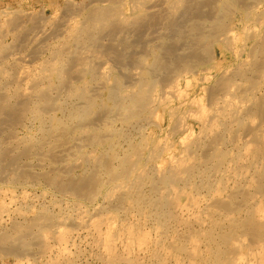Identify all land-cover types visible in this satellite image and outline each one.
I'll list each match as a JSON object with an SVG mask.
<instances>
[{
	"label": "bare ground",
	"instance_id": "1",
	"mask_svg": "<svg viewBox=\"0 0 264 264\" xmlns=\"http://www.w3.org/2000/svg\"><path fill=\"white\" fill-rule=\"evenodd\" d=\"M83 2L65 11L82 21L59 45L28 48L38 25L20 14L7 23L14 45L0 42V190L49 187L76 209L67 223L47 204L1 229L0 257L75 264L69 225L94 230L107 264H142L135 251L168 264L170 247L201 264H264V0ZM19 46L32 54L10 61ZM39 52L36 69L22 67ZM121 214L156 221L174 241L163 251L161 231L153 240L133 224L114 233L108 219Z\"/></svg>",
	"mask_w": 264,
	"mask_h": 264
},
{
	"label": "rangeland",
	"instance_id": "2",
	"mask_svg": "<svg viewBox=\"0 0 264 264\" xmlns=\"http://www.w3.org/2000/svg\"><path fill=\"white\" fill-rule=\"evenodd\" d=\"M66 0H0V23L2 24H0V42H1V44H3V45H6V46H10V45H12L13 43H14V35H13V33H11L10 31H9V29H8V27H7V23L9 22V20L11 19V18H13L14 16H15V14H20V16H22L23 15V18L26 20H28L29 18L30 19H34V20H36V23H37V25H38V27H37V29H36V31L34 32V34L32 33V35H29V39L31 40V42H30V46H28L27 45V47L28 48H35V47H37L38 45H40V46H42V42H43V40L44 41H46V43L47 44H52V45H55V44H60V42L62 43L63 42V40H65V41H67V39H68V35H66L65 34V29H66V27L69 25V24H78V23H80L81 21H82V19H81V17L80 16H75L74 18H72L71 19V22H70V20H68L67 21V19H64V14H65V11H67V8L69 7V8H71L72 10H73V12H74V9L76 10V8L77 7H79L80 5H81V3H84L83 1L84 0H69L71 3H69V1L67 0L66 2H65ZM133 1L134 0H125V4L127 5L126 7H129L132 3H133ZM64 2V3H63ZM68 2V3H67ZM73 2H75L76 4L75 5H72L73 4ZM129 2H131V3H129ZM80 3V4H79ZM66 4V5H65ZM62 8H60L59 6ZM68 5V6H67ZM73 7H72V6ZM67 6V7H66ZM59 7V8H58ZM264 8V7H263ZM70 9V10H71ZM43 12V13H42ZM23 13V14H22ZM35 13V14H34ZM37 13V14H36ZM39 13V14H38ZM71 12H69V14H70ZM26 14H28V15H26ZM26 15V16H25ZM39 15V16H38ZM51 17H50V16ZM34 16V17H33ZM38 16V17H37ZM32 17V18H31ZM44 17H46V18H43ZM4 18H6V19H4ZM10 18V19H9ZM41 18V19H40ZM52 19V20H51ZM65 21V22H62V21ZM5 21V22H4ZM7 21V22H6ZM45 23H47V24H45ZM48 21V22H47ZM67 21V22H66ZM63 23V24H66L64 27H63V31H62V33H61V35L60 36H58V38H56L57 36H55V38H54V36H52L51 34H49V32L50 33H52V30H53V25L56 23V24H58V23ZM68 22H70V23H68ZM34 23V22H33ZM39 23V24H38ZM41 23V24H40ZM246 25H250V23L248 22V21H246ZM5 24V25H4ZM43 24V25H42ZM45 24V25H44ZM48 25V26H47ZM5 27V28H4ZM40 27V28H39ZM42 27V28H41ZM46 27V28H45ZM39 28V29H38ZM49 28V29H48ZM52 28V29H51ZM5 29V30H4ZM3 30V31H2ZM6 31V32H5ZM39 31V32H38ZM41 31V32H40ZM2 32H5V34H6V36L7 37H5V35H2L3 33ZM45 32V33H44ZM9 33V34H8ZM46 33H48V34H46ZM8 34V35H7ZM46 34V35H45ZM45 35V36H44ZM52 36V37H50V36ZM31 36V37H30ZM33 36V37H32ZM47 38L49 39L48 41H47ZM54 38V39H53ZM66 38V39H65ZM46 39V40H45ZM56 39V40H55ZM2 41H4V43L2 42ZM11 41V42H10ZM13 41V42H12ZM33 41V42H32ZM40 41V42H39ZM9 42V43H8ZM7 43V44H6ZM34 43H36V44H34ZM14 45V44H13ZM34 45H36V46H34ZM44 45H46V44H44ZM44 45H43V47H44ZM34 46V47H33ZM16 51V52H15ZM19 51V52H18ZM24 51V52H23ZM18 52V53H17ZM13 54V55H12ZM20 54V55H19ZM28 54V55H30V54H32L31 53V49H27V50H25V49H20V46L18 47V48H16V49H14V51H11V53H10V61L13 59V57H16V58H20V59H22L23 57H25L26 55ZM37 54V56H34V54H33V57H34V59H30V61L29 62H25L24 64H23V62H22V67H26V69L28 70V69H34L35 67H38V64H40V62L42 61V60H44L45 58H46V56H47V52H39V53H36ZM27 55V56H28ZM12 57V58H11ZM19 60V59H18ZM33 62V63H32ZM38 63V64H37ZM30 66H32L31 68H29ZM36 69V68H35ZM61 82H62V80H61ZM55 115H58V114H56L55 113ZM29 127H32L31 129V134H33V135H37V134H39L40 132V129H39V127H38V125H30ZM37 129V130H36ZM1 191H2V189L0 190V207H2L3 208V212L2 213H0V214H2V215H0V217L2 218H0V230L2 229V230H9V229H11V227H12V224H13V222L15 221V222H22V220H25V219H27V218H32L33 216H35L36 215V213L38 214L39 212H41L44 208H45V206L47 207V204H48V207L50 206H52V209H53V211H55L56 212V214L58 215V217H59V219L60 220H67L66 222L68 223V220L70 219V218H72V216H75V214H76V209H75V207H74V205L70 202V204L68 203V201L67 200H65V201H63V202H60L59 201V199L60 198H56L55 197V195L53 194V192H52V189L51 188H49V187H47V188H44V187H34V186H32V187H27V188H24V189H19V191L17 190V192H16V194L14 193V195H13V198H11L10 196H7V195H5L4 194V192L5 191H2V193H1ZM22 192V193H21ZM21 195V196H20ZM3 196V197H2ZM10 198L9 200H8V198ZM15 198V199H14ZM35 198V199H34ZM48 198V199H47ZM14 200V201H13ZM16 200V201H15ZM24 200V201H23ZM33 200V201H32ZM10 201V202H9ZM18 201V202H17ZM29 201V202H28ZM47 201V202H46ZM99 201L100 200H97V201H95V203H93V205L92 204H87V208L88 209H90V210H94V208H97L98 207V203H99ZM3 202V203H2ZM7 202V203H6ZM41 202V203H40ZM8 203H10V204H8ZM20 204V205H19ZM58 204V205H57ZM5 206V207H3V206ZM8 205H9V207H8ZM67 205V206H66ZM68 205H70V206H68ZM15 206V207H14ZM95 206V207H94ZM13 207V208H12ZM31 207V208H30ZM91 207V208H90ZM7 208V209H6ZM22 210H21V209ZM59 208H60V210H59ZM6 209V210H5ZM64 210V211H63ZM66 210H68V211H66ZM22 211V212H21ZM58 211V212H57ZM5 212V213H4ZM17 212V213H16ZM27 212V213H26ZM60 212V213H59ZM6 213H8V214H6ZM19 213H21V214H19ZM31 213V214H30ZM66 213H69V214H67L66 215ZM16 214V215H15ZM27 214V215H26ZM66 215V216H65ZM134 215V216H133ZM133 215H131L132 216V219H131V216H129L130 218L129 219H131V220H128V216L127 215H124V214H121V217H120V215H118L117 217H112V220H110V219H108L109 221V223H111L112 224V226H114V227H112V228H114L112 231H114V233H115V231H116V233L117 232H120L121 231V229H118V227L119 228H121V226L123 227L122 229H123V231L125 230V229H127V228H129V227H131L132 226V224H133V226H132V228L133 229H135V230H137L138 231V233H140L141 231H143L142 233H146L148 230H149V228H150V235H151V237H152V239L154 240H156V238H158L157 236L158 235H161V233L163 234L164 232H163V230H162V228H161V226L156 222V221H154V220H149V219H145V218H143V217H141L140 215H136V214H133ZM13 218H12V217ZM122 216H124V217H122ZM137 216V217H136ZM22 217V218H21ZM61 217H63V218H61ZM120 217V218H119ZM126 217H127V222L125 221V220H123V219H126ZM134 217V218H133ZM139 217H141V218H139ZM138 218H139V220L140 221H138ZM186 218V217H185ZM16 219V220H15ZM121 219V220H120ZM135 219H137L136 220V222H139L138 224H136V222H135ZM144 219L146 220L145 222H144ZM96 220V219H95ZM132 220H133V222H132ZM5 221V222H4ZM4 222V223H3ZM120 224H119V223ZM123 222V223H122ZM128 222H130V224L128 223ZM144 222V223H143ZM151 222V223H150ZM156 222V223H155ZM12 223V224H11ZM127 223V224H126ZM153 223V224H152ZM116 224V225H115ZM136 224V225H135ZM144 224V225H143ZM150 224H151V226H150ZM129 227H128V226ZM148 225H149V227H148ZM67 226H69V225H66V228H65V231L68 233V230L67 229H69V233H70V235H69V233H68V239H70L69 240V244H68V251L69 250H71V252L69 251H67L68 252V256H72L71 258H73V260L75 261V264H107L102 258H101V256H99L100 255V253L102 252V253H104V250L103 251H101L102 249H101V246L102 245H97L96 246V244H97V241H95V238L97 237V235H96V233H94V230H92V229H87L86 228V230H87V233H86V231L84 232V230H78V231H76L74 228H72V227H67ZM135 226V227H134ZM148 227V228H145V227ZM154 226V227H153ZM157 226V227H156ZM103 227H105V226H103ZM124 227H126L125 229H124ZM144 227V228H143ZM151 227H152V229H151ZM160 227V228H159ZM106 229V228H105ZM139 229H141V230H139ZM142 229H147L145 232H144V230H142ZM158 229V230H157ZM178 229L180 230V231H178ZM183 228H177V231H175V234H177V233H179V232H181L182 234H184V230H182ZM89 230H92V231H89ZM76 231V232H75ZM83 231V232H82ZM148 231V232H149ZM159 231H161V233L160 234H156V233H159ZM89 232V233H88ZM91 232V233H90ZM147 232V234H149ZM177 232V233H176ZM77 233V234H76ZM83 233V234H82ZM94 233V234H93ZM142 233H140V234H142ZM155 233V234H154ZM93 235L92 237H91V235ZM120 234V236H121V233H119ZM180 234V233H179ZM179 234H177V235H179ZM182 234H180V235H182ZM123 235V234H122ZM71 236H73V237H71ZM154 236H156V237H154ZM176 236V235H175ZM84 237V238H83ZM154 237V238H153ZM163 237V238H162ZM165 237V238H164ZM170 236H166V235H162L161 236V238H159L158 240H156V243H157V245H158V248H160L161 250H166V249H168L170 246H171V242L172 241H174V240H172V238L170 237ZM114 238H117V236L115 235V237ZM125 238V236L123 235V237H122V239H124ZM163 239H164V241H163ZM79 240V241H78ZM51 242H52V244H55L54 242V239H51L50 240ZM168 241V242H167ZM193 241H195V240H193ZM95 242V243H94ZM119 242V241H118ZM164 242H165V244H167V245H169L168 247H167V245L165 246V245H163L164 244ZM57 243V242H56ZM187 243H189L188 244V248L191 250L192 249V244H196L197 243V250H199V252L201 253V254H204V252L206 253H208V250H209V252L211 251V247L210 246H205L206 245V243H201V241H199V242H192V244L188 241ZM75 244V245H74ZM95 244V245H94ZM199 244H200V246H199ZM205 244V245H204ZM92 245V246H91ZM162 245V247H164L165 249H163L162 247H160ZM75 246V247H74ZM119 246L120 247H118V252L120 253V254H123V253H125V252H122V250H123V248H124V246L123 245H121L120 244V242H119ZM123 246V247H122ZM198 246H199V248H198ZM167 247V248H166ZM209 247V248H208ZM206 248H208L207 249V251L205 250L204 251V249H206ZM93 249V250H92ZM158 250L160 253H164V252H162L161 250ZM170 250H173V248H169ZM168 249V250H169ZM167 250V253H169V254H171V258L169 259V257L167 258V259H169V262H168V264L170 263H178V264H180V263H184V264H197L198 263V261H195V260H193V259H190L189 261H188V259L187 260H185L187 257L184 255V256H181L180 254H179V256L177 257V253L173 250V252H171L170 253V250L168 251ZM204 251V252H203ZM78 252H79V254H78ZM88 252V253H87ZM122 252V253H121ZM70 253H71V255H70ZM86 253V254H85ZM174 253H175V255L176 256H174ZM90 254V255H89ZM133 256L132 257H134L135 256V254H137V256H135V258H137L138 257V260L139 261H142L143 260V258L145 257H147L145 260H143L141 263L142 264H156L154 261H151L150 260V258L148 259V256L146 255V254H141L140 252H137V251H135V252H133ZM173 254V255H172ZM25 255V256H24ZM57 255H59L60 256V254H58L56 251H54L53 253H52V255H51V257H54V258H52V259H54V260H60V258H57ZM96 257H95V256ZM123 255H126V253L125 254H123ZM145 255V256H144ZM163 255H165V254H163ZM21 256H23V257H21ZM20 257H17V256H14V255H8V256H6L5 258H2V257H0V264H48L49 263V258L47 259H45V257H43V256H41V255H39L37 252H35L33 255H30V254H22ZM36 256V257H35ZM58 256V257H59ZM90 256V257H89ZM141 256V257H140ZM166 256V255H165ZM174 257H177V259L180 261H178L176 258H174ZM183 257H185V258H183ZM25 258V259H24ZM39 258V259H38ZM43 258V259H42ZM79 258V259H78ZM173 258H174V260H173ZM183 258V259H182ZM85 259V260H84ZM101 259V260H100ZM148 259V260H147ZM27 260V261H26ZM46 260V261H45ZM48 260V261H47ZM80 260V261H79ZM171 260V261H170ZM173 260V261H172ZM176 260V261H175ZM185 260V261H184ZM175 261V262H174ZM16 262H18V263H16ZM31 262V263H30ZM154 262V263H153ZM62 264L64 263L65 264V262L63 261V262H61ZM60 263V264H61ZM200 264H201V262H199ZM198 263V264H199ZM50 264V263H49ZM67 264V263H66ZM119 264H126V263H119ZM204 264V263H203Z\"/></svg>",
	"mask_w": 264,
	"mask_h": 264
}]
</instances>
